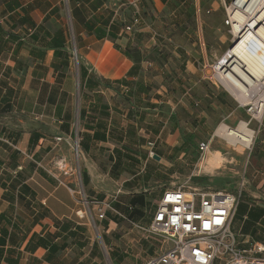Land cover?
<instances>
[{
    "label": "crops",
    "instance_id": "1",
    "mask_svg": "<svg viewBox=\"0 0 264 264\" xmlns=\"http://www.w3.org/2000/svg\"><path fill=\"white\" fill-rule=\"evenodd\" d=\"M135 5L142 22L128 29ZM197 6L196 0H0V264H146L158 253L161 241L134 224L150 225L159 201L153 208L146 182L129 165L146 167L168 154L153 148L160 160L150 157L152 139L137 140L135 146L146 150L138 154L117 147L119 131L127 133L128 128L116 121L121 107L115 97L120 93L138 107L158 109L164 96L155 85L159 76L149 75L158 69L149 55L163 49L171 52L175 67L185 66L194 85L200 83L207 92L194 67L197 59L184 51L196 45L192 38L200 34ZM73 37L83 64L79 76L84 93L79 99L72 74ZM129 50L140 51L139 69ZM171 78L182 82L178 76ZM152 95L158 98L155 102ZM78 115L81 179L72 171L69 144L56 139L75 134ZM256 147L248 184L264 188V138ZM56 163L69 164L71 171H59ZM205 180L201 176L195 185L226 190ZM137 186L144 189H132ZM84 196L110 201L114 210L99 219L91 204L95 224L80 218L78 212L86 209ZM245 206L241 225L234 227L233 220L235 237L244 226H251V232L264 227V204L258 210ZM248 243L264 244V239Z\"/></svg>",
    "mask_w": 264,
    "mask_h": 264
},
{
    "label": "rangeland",
    "instance_id": "2",
    "mask_svg": "<svg viewBox=\"0 0 264 264\" xmlns=\"http://www.w3.org/2000/svg\"><path fill=\"white\" fill-rule=\"evenodd\" d=\"M196 1L198 4V19L195 23L196 26H199L200 34L198 33L192 38V42L196 45L187 47L184 51L185 54H191L197 59L194 67L203 76V84H201L203 88L207 89V92L202 89L200 83L194 85V81L190 80L185 66L180 67L178 65V67H175L177 64L175 62L173 64L169 50L163 49L151 52L149 61L157 63L158 69H152L149 75L159 76L160 81H157L155 85L163 90L164 95L161 93L164 96L163 102L158 103V109H155V107L147 108L146 105L143 106L144 104L138 107L134 104L133 99L129 100L127 98V100L125 96L122 97V94L117 93L115 97L116 105L121 108L117 112L116 121L123 129L128 128V132L122 133L119 131L117 136L120 141H115V143L119 149L138 154L146 150L140 144L139 148L135 146V144L138 145L137 140L142 138L143 143H146V140L152 139L150 142L154 145L153 148H157L156 150L164 155H169L165 156L162 162L150 160L146 167L141 163L137 165L131 163V166L129 165L133 173L139 174L137 178L144 180V183L146 182L145 185L149 188L147 192L149 203L153 208L159 201L163 189L186 184L195 185L201 182L199 181L201 176H205L207 180L204 183L208 182L241 195L240 209L235 217L236 219H234L235 227L240 226L242 223V216L246 209L245 205L252 204V208L258 210L260 205L264 204V188H257L255 184H252L253 186L248 184V173L251 166L250 155L256 150L259 140L264 138V118L257 120L254 117V106L245 105L244 102L238 99L236 93L223 88L213 72L216 62L232 46L233 33L227 6L233 0ZM161 42L166 43L164 38H161ZM70 48L72 74L75 78V93L79 99L84 93L83 83L79 76V66L81 67L83 64L81 49L74 37L70 41ZM75 53L78 55L77 61ZM172 75L178 76L182 82L174 83V79L171 78ZM156 98L152 95L151 101L155 102ZM132 104L135 107L128 114L127 109ZM140 111L143 114L137 118L141 113ZM141 120H143V123ZM243 120L248 122L250 128L255 132V138L251 146L252 149L247 148L239 153L235 151V147H232L230 143L228 144L222 137L216 135V131L222 123L236 127ZM73 122L74 131L78 127L77 131L82 137V122L79 115L75 117ZM137 125L138 128H136ZM130 126H133L134 133L129 131ZM124 136H126L125 142H123ZM201 143L207 144L212 151L220 150L226 156L227 160L225 162L227 163L225 166L218 168L215 172L217 174L220 171L219 175L208 174L211 176H207L205 172L200 171L199 162L207 153L206 150L200 148ZM68 148L71 153L69 159H71L72 171L76 177L81 179L84 168V153L82 152L80 157H77L71 147ZM182 153L185 154L179 157ZM56 164L63 167L61 163ZM68 167L71 168L69 164ZM143 167L144 171H142ZM54 170L57 171V169ZM59 171L63 170L59 169ZM212 175L215 177H212ZM144 186L141 188L137 186L132 189L141 191ZM261 223L264 226L263 220ZM260 228L251 232V226L246 229L244 226L241 231H238L237 240L241 247L247 248L248 241H253V239H264V227ZM247 233L248 236H246ZM245 240L248 241L245 242ZM102 245L105 247L103 241ZM157 245L159 247V242Z\"/></svg>",
    "mask_w": 264,
    "mask_h": 264
},
{
    "label": "built area",
    "instance_id": "3",
    "mask_svg": "<svg viewBox=\"0 0 264 264\" xmlns=\"http://www.w3.org/2000/svg\"><path fill=\"white\" fill-rule=\"evenodd\" d=\"M135 6L133 23L128 29L142 22L139 8ZM75 56L77 61L76 53ZM77 129L73 136L56 139L67 141L76 156L80 157L82 137ZM149 145L150 157L153 158L156 151L151 142ZM200 146L207 150V144L201 143ZM58 168L65 174L71 171L68 166L63 168L58 164ZM240 197L234 192L214 190L205 185L186 184L165 189L150 225L134 224L146 236L161 241V249L146 264H264V244L241 247L232 230ZM84 203L86 209L79 211L78 215L80 218L88 217L93 224L96 216L90 208L91 204L97 207L99 219L105 218L108 209L114 210L107 200L84 196Z\"/></svg>",
    "mask_w": 264,
    "mask_h": 264
},
{
    "label": "bare ground",
    "instance_id": "4",
    "mask_svg": "<svg viewBox=\"0 0 264 264\" xmlns=\"http://www.w3.org/2000/svg\"><path fill=\"white\" fill-rule=\"evenodd\" d=\"M231 28L232 46L216 62L213 72L223 88L236 93L245 105L254 106V117H264V0H233L227 6ZM228 90V91H229ZM237 99V98H236ZM216 135L222 137L235 151L252 149L255 132L243 120L232 127L222 123ZM207 153L200 160V171L215 174L225 166L226 156L220 150Z\"/></svg>",
    "mask_w": 264,
    "mask_h": 264
},
{
    "label": "trees",
    "instance_id": "5",
    "mask_svg": "<svg viewBox=\"0 0 264 264\" xmlns=\"http://www.w3.org/2000/svg\"><path fill=\"white\" fill-rule=\"evenodd\" d=\"M128 57H130V59H132L133 61H135L136 64V68L135 69H139L140 68V62H141V54L139 50H129L127 53ZM139 62V63H138ZM82 143V142H81ZM238 208H240V206L238 205Z\"/></svg>",
    "mask_w": 264,
    "mask_h": 264
},
{
    "label": "water",
    "instance_id": "6",
    "mask_svg": "<svg viewBox=\"0 0 264 264\" xmlns=\"http://www.w3.org/2000/svg\"><path fill=\"white\" fill-rule=\"evenodd\" d=\"M154 159L160 160V156L158 154H155Z\"/></svg>",
    "mask_w": 264,
    "mask_h": 264
}]
</instances>
